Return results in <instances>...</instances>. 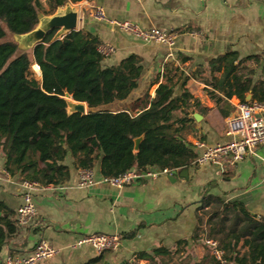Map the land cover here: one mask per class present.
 <instances>
[{"label": "trees", "instance_id": "trees-1", "mask_svg": "<svg viewBox=\"0 0 264 264\" xmlns=\"http://www.w3.org/2000/svg\"><path fill=\"white\" fill-rule=\"evenodd\" d=\"M79 1L46 0L45 6L42 0H0V156L5 168L11 176L46 186L69 177L70 167L64 163L69 156L77 168L92 169L100 161L103 176H117L134 167L177 170L193 165L197 152L182 130L192 111L204 113L206 108L189 91L190 76L179 81L172 69L158 73L152 84L161 77L164 80L155 95L147 90L133 102L132 106H139L133 112L132 106L118 107L117 103L139 87L143 74L140 55L132 53L106 65L99 37L84 29L58 40H53L57 30L52 29L31 50L20 49L16 36L33 30L40 14ZM33 62L41 81L29 76ZM209 70L211 89L207 91L223 116L233 110L229 100L234 96L241 102L264 104L262 55L240 57L235 50L227 51L209 61ZM178 86L181 92L176 94ZM66 95L85 102L87 113H68ZM140 136L143 139L135 149V138ZM207 190L191 238L204 234L216 240L232 263L264 264V220L252 215L242 201H226ZM15 214L0 200V249L17 229ZM241 240L248 247L243 254L238 248ZM185 242L179 240L172 252L165 247L153 254L138 252L125 264L155 261L160 253L173 255ZM100 259L97 256L84 264H96Z\"/></svg>", "mask_w": 264, "mask_h": 264}, {"label": "crops", "instance_id": "crops-1", "mask_svg": "<svg viewBox=\"0 0 264 264\" xmlns=\"http://www.w3.org/2000/svg\"><path fill=\"white\" fill-rule=\"evenodd\" d=\"M47 6L46 0H42ZM79 6V29L99 37L101 45L110 44L115 51L105 58L106 65L118 63L136 53L142 57L143 74L139 87L118 107L132 106L147 90L153 97L160 82L153 83L166 68L177 74L175 79L190 76L187 87L205 107L204 113L192 111L182 136L193 145L197 155L206 146L226 142L237 134H228L229 121L239 115V98L229 100L233 110L223 116L208 94L211 86L209 61L227 51L240 57L257 54L264 57V2L261 0H82ZM102 7L108 20L96 18ZM111 19L129 20L141 27L178 32L174 47L147 43L121 30ZM253 66V64H252ZM260 69H257L258 77ZM181 78V79H180ZM180 85V84H179ZM181 92L180 86L176 94ZM139 106L131 110L137 112ZM199 114L196 118L195 114ZM193 118V119H191ZM204 144V146H200ZM69 177L60 184L37 186L34 202L37 216L29 225L17 224L16 231L0 249V264L10 254H28L40 238H45L57 253L35 264H84L101 256L96 264H125L138 252L153 254L160 247L175 251L179 240L181 251L160 253L155 261L140 264H216L206 244V236H191L201 214L204 192L221 196L226 201H242L258 220H264V144L247 154L234 169L224 172L214 164L188 167L187 176L173 170L157 178H142L132 184L115 187L101 181L100 161L95 162V183L80 186L79 170L72 157L65 162ZM4 166V158L0 156ZM0 200L15 213L23 201V187L18 176L0 174ZM16 219V214H15ZM93 233H116L122 237L116 250L99 253L90 245L73 247L77 239ZM238 245L240 254L247 246ZM236 264V263H233Z\"/></svg>", "mask_w": 264, "mask_h": 264}, {"label": "built area", "instance_id": "built-area-1", "mask_svg": "<svg viewBox=\"0 0 264 264\" xmlns=\"http://www.w3.org/2000/svg\"><path fill=\"white\" fill-rule=\"evenodd\" d=\"M264 2V0H261ZM94 16L99 19L108 20L102 7L96 8ZM110 22L121 30L129 32L147 43H161L174 47L177 42L178 32L174 30H163L159 28L146 29L138 23L129 20L111 19ZM99 51L106 57L114 53L115 48L110 44L99 46ZM255 65L254 63H252ZM239 115L229 121L228 134H237L236 137L226 141L218 142L212 146H206L199 153L194 161L196 164H214L220 167L224 172H228L236 166L247 154L255 153V148L264 144V104L258 101H248L239 103ZM204 146V144H200ZM173 170L164 167L149 166L146 169L139 170L136 167L131 168L117 176H103L101 181L111 184L115 187H123L142 178H157L163 174H169ZM0 174L10 176L9 171L0 164ZM79 185L85 186L94 184L95 178L93 169L80 168ZM23 187V201L16 212V221L20 226H26L37 216V207L34 202V192L38 183L21 180ZM122 237L113 233H93L82 236L77 239L73 247L90 245L99 253L106 250H116L121 246ZM206 244L210 248L211 255L216 264H233L226 256V252L219 246L214 239L207 238ZM57 253L48 240L40 238L35 248L28 254H10L6 257L4 264H35L41 260H47Z\"/></svg>", "mask_w": 264, "mask_h": 264}, {"label": "water", "instance_id": "water-1", "mask_svg": "<svg viewBox=\"0 0 264 264\" xmlns=\"http://www.w3.org/2000/svg\"><path fill=\"white\" fill-rule=\"evenodd\" d=\"M80 8L77 5L68 2L65 6L58 7L51 14H40L38 25L31 31L16 36V39L22 46L34 48L37 44L42 43L47 33L56 29L53 40L62 39L73 31L79 30ZM68 113L80 112L87 113V105L85 102L76 101L72 96L66 95ZM251 99V94L247 95V100ZM198 118L199 114H195ZM143 136L135 138V149H138ZM188 167H183L180 170V175L187 176ZM105 264V263H104ZM141 264H145L142 262Z\"/></svg>", "mask_w": 264, "mask_h": 264}, {"label": "rangeland", "instance_id": "rangeland-1", "mask_svg": "<svg viewBox=\"0 0 264 264\" xmlns=\"http://www.w3.org/2000/svg\"><path fill=\"white\" fill-rule=\"evenodd\" d=\"M20 49H29V50H31L32 49V47H26V46H22L21 45V47H20ZM34 62H33V65L31 66V70H30V73H29V76L30 77H34V78H36L37 80H39V81H41V72H40V70L38 69H36L35 67H34Z\"/></svg>", "mask_w": 264, "mask_h": 264}, {"label": "bare ground", "instance_id": "bare-ground-1", "mask_svg": "<svg viewBox=\"0 0 264 264\" xmlns=\"http://www.w3.org/2000/svg\"><path fill=\"white\" fill-rule=\"evenodd\" d=\"M34 67L38 70L39 68H38V66H37V64H34Z\"/></svg>", "mask_w": 264, "mask_h": 264}]
</instances>
